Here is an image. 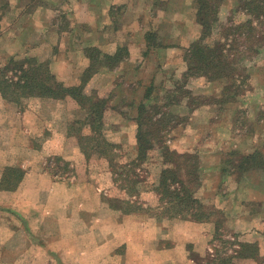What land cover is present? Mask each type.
I'll use <instances>...</instances> for the list:
<instances>
[{
  "label": "rangeland",
  "instance_id": "1",
  "mask_svg": "<svg viewBox=\"0 0 264 264\" xmlns=\"http://www.w3.org/2000/svg\"><path fill=\"white\" fill-rule=\"evenodd\" d=\"M214 1L219 0L211 2ZM162 2L158 0L153 6H144V29L152 24L153 17L156 18L157 14L164 16ZM44 3L45 0H0V33L14 30L12 27L15 22L11 19V14H17L20 8L43 12L41 8ZM193 4L196 5L194 0H179L176 7L179 8L176 10L178 24L167 25V31L164 33L169 34L171 29L172 35L163 37L166 43H178L179 46L187 48L188 40L195 33V29L191 27L193 19L189 14ZM242 4L238 0L222 2L218 6L217 19L211 23L210 34L206 36L209 44L219 39L221 44L223 43L224 52L229 50L228 61L233 67L226 76L216 72L209 75L212 77L208 80L202 75H197V71L182 75V70L187 64L183 60L185 50H180L177 60H174L173 54L171 59H165L162 67L157 66V57L153 54L154 59L149 62L147 58L151 56L146 58L143 79H147L145 85L139 86L141 92L135 85L119 86L118 91H115V87V90L111 89L114 93L108 89L95 91L91 90L89 85L85 86L86 96L94 92L105 98L107 103L112 98L113 109L125 116L105 119L104 133L118 145V148L112 151L113 166L97 149H90L89 155H84L85 160L65 161L51 156L38 160L35 158L37 155L34 156L27 147L31 146V141L35 146L40 145L45 132L41 137L33 138L19 129L28 124L31 129L39 130V124L33 117L27 118L29 121H26L24 111L35 105L33 101H29L30 98L44 97L40 95L41 89L38 87L23 90L12 83L13 95L10 94L11 91L7 95H2L0 91V188L7 192L15 189L24 174V165L27 170L44 171L53 179L72 185L75 190L73 197H76L78 205L82 204L85 214L82 218L84 227L85 222L94 215L89 209H95L97 206L99 209L95 211V217L110 220L109 226L118 221L127 223L125 230L129 236V255L125 256L123 253L126 247L123 245L115 249L114 259L94 263L88 259V255H84L87 260L82 261V264H145L144 261H139L138 251L136 253L135 250L142 247L150 249V244L157 241L158 234L168 240L164 239L159 243L163 246L170 245L169 240L172 242V238H194L196 245L186 246V253L192 257L195 264H264V41L258 46L254 45V48L257 47L255 50H249L252 41H247L248 48L240 55L237 46L243 45L246 40L238 38L234 41L237 37L234 34L223 36L222 28L232 22H243L249 18L257 20L241 8ZM56 9L53 7L52 10L55 13L51 20L52 25L69 29L71 17L62 10L55 11ZM254 25L257 23L254 22ZM257 27L261 34H264V22ZM8 36H5V39ZM154 37L157 43L161 41L155 35ZM9 40L8 37L5 41ZM54 53L41 47L35 50L33 57L0 58V69L8 66L0 72V77L3 75L4 79L8 78L12 82H24L23 71L27 70V75L43 82L41 80L45 75L47 77L51 73L49 64L55 57ZM92 55L100 57L95 51H92ZM11 62L12 64H9ZM154 71L156 83L148 82V76ZM85 79L84 76L83 80ZM123 80V77L116 78L115 83L121 85ZM106 83V80L103 81L104 87H107ZM148 86L151 88V100L146 111L155 124L144 123V129L147 127L148 131H151L157 128L158 132L154 137L147 135L153 149L143 155L138 151L135 139L136 124L133 118L136 111L128 104L133 99L142 97L145 93L142 91ZM123 87L127 88L126 92ZM123 93H129L132 99L118 101ZM46 108L49 109L48 118L52 120V106ZM67 109L71 107L68 105ZM72 116L70 113V121L65 122L68 133L74 134L78 127L82 134L88 133V127L83 122H72L80 116L77 113ZM86 139H82L84 146L95 144L92 139ZM246 154H251L250 158L242 159ZM10 163L13 165H7ZM124 166L126 168L123 170ZM164 168L172 171L166 174L170 190H183L180 184L172 182V175L184 183L187 181L186 191L183 192L191 194L199 201L200 206L188 202L187 209H179L188 210L189 213L193 211L197 220L189 218L186 213L181 216V212L176 211V208L169 209L173 203L168 201L164 189H159L162 187L159 181ZM123 172L127 173L124 184L119 178L124 177ZM29 183L27 182L28 186ZM9 195L0 194V264H73L74 261L62 259L65 246L59 250L60 246L56 244H45V247L28 245L27 233L32 227H27L22 218L17 220L13 217L16 214L11 210V207L20 209L19 206L23 202L18 196L13 199ZM54 195L49 197L43 193L36 204H42L55 212V207L67 203L68 197L59 191ZM240 198H244L243 205ZM70 204L72 205V202ZM25 206L28 207V204ZM239 209L248 213H241L242 216L253 214L257 219L256 226H250L248 222L246 225L233 227L234 220L239 217L235 212ZM209 220L213 224V230L210 229V233L206 235L209 229L195 222L203 223ZM187 221L194 222L195 226L187 225ZM69 228L70 224H65L60 229L56 222L49 221L44 223V228L34 227L32 230L41 239L58 240L59 229L66 233ZM67 235L63 236L64 240L68 238ZM246 243L256 246L257 261L239 255L240 249L243 251L241 244Z\"/></svg>",
  "mask_w": 264,
  "mask_h": 264
},
{
  "label": "crops",
  "instance_id": "2",
  "mask_svg": "<svg viewBox=\"0 0 264 264\" xmlns=\"http://www.w3.org/2000/svg\"><path fill=\"white\" fill-rule=\"evenodd\" d=\"M156 1L158 0H45L41 8L43 12L33 11V9L32 11H27L26 8L24 10L20 8L17 14H11V19L15 22L14 27H12L14 30L1 31L0 33V58H29L33 57L32 55L35 56V50L38 48L50 49L55 52V57L49 64L50 72L57 81L66 87H70L79 84L82 73L90 65V58L86 54L87 48H96L102 54L111 56H115L119 53V49L122 48L123 57L121 62L116 67L101 66L96 69L87 85H89L91 90L94 89L95 91L102 89L110 91L113 88L115 90V87L117 88L115 91H118L119 86L129 87L130 85H135L137 90L139 89L141 92L139 86L146 84L145 80L147 78L143 79V71L146 72L144 63L149 55L151 58H147L148 62L150 59H154L153 54L157 57L155 58L157 66L161 65L162 67L166 58L170 57L171 59V55L175 54L174 60H177L178 51H183L186 48L179 46L178 43H166L164 40V38L172 35L171 29L169 34L164 33L167 31V25L172 24L174 26L178 24L179 18L176 10L179 8L176 7L179 0H161L165 9L164 16L157 14L156 18L153 17L152 24L144 29L143 19L146 16V7L144 6H153ZM228 2L229 0H223V3ZM53 7L57 8L55 11L62 10L63 13H68L67 16L71 17V27L67 29L68 31L65 28H59L58 25H52L51 20L55 16V13L52 12ZM196 11L197 5L193 4L189 14L193 19L191 27L195 29V33L188 40L189 44L200 33V26L196 21ZM172 14L175 15L172 16ZM149 33L155 35L159 41L161 40L158 45L149 46L146 37ZM174 33L177 35L176 31ZM7 35L10 38L9 42L5 41L8 39V37L5 39ZM7 45L10 46L6 48ZM185 70L186 67L183 68L182 72ZM154 74L155 71L148 76L150 79L148 82L153 81L156 83ZM121 77L124 78L121 85L115 83V79ZM105 80L107 81V87H104L103 84ZM124 87V92H126L127 88ZM111 92L114 93L113 90ZM117 98L115 97V99ZM141 98L137 97V100ZM121 99L127 100L132 99V97L129 93H123V95L119 96L118 101ZM111 100L112 98L107 103L108 105L102 114L103 126L106 125V118L117 119L124 116L113 109V101ZM29 101H33L35 105L24 111L26 121L33 117L39 124V130L38 128L31 129L32 127L28 124H24L26 128L23 127L19 130L25 131V135L28 133L33 138L41 137L44 132L45 136L43 135L38 146L33 145V141H31V146H28L27 150L33 152L34 156L37 155L38 157L36 156L35 158L38 160H42L45 156L65 161L85 160L77 134L68 133L65 127V122L70 121L68 120L70 113L73 114L72 117L76 113L80 117L85 114L76 99L70 95H65L62 98L33 97ZM68 105L71 109L66 110ZM46 106H52L50 110L51 116L49 115L52 120L48 118L49 109ZM80 117L72 122L81 119ZM16 128L18 130V127ZM103 131L105 132L104 127ZM31 132L32 134H30ZM106 138L113 142L108 137ZM22 169L24 174L15 189L7 192L0 188V194H11L9 196L13 199L18 196L23 202L19 206L22 210L17 207H11V210L16 214L13 217L17 220L22 218L27 223L26 226H31L33 229L34 227L44 228V223L49 221L56 222L60 229H62L63 225L70 224V232L62 233V230L59 229L60 236L58 240L41 239L34 234L31 228V231L27 233L28 245L45 247V244H56L60 246L58 247L59 250L65 246L62 259L74 261L73 264H82V261L87 260V256L84 259V255H88V259L94 263L104 260L109 261L115 258V249L123 245L126 246L123 253L125 256L129 255V236L127 230H125L127 223L118 221L115 225L112 223L109 226L110 220L95 217L97 213L95 211H97V208L99 209L97 206L95 209H89V211H93L94 215L93 217L91 216L89 221L85 222L84 227L82 218L85 214H83L82 204L78 205L76 197H73L75 190L72 185L57 181L44 171L33 172V170L25 169L24 165ZM27 182H30L29 186ZM57 191L66 194L65 197H68L67 203L55 207L57 208L55 212L63 214L62 216L42 204H36L43 193L51 197L55 196L54 194ZM243 200L244 198H240L242 205ZM70 202H72V205ZM25 204H28V207ZM0 208H2L1 205ZM235 213L239 214V217L234 220L233 227L246 225L248 222L250 226H256L257 219H255L253 214L242 216L241 213H246L242 209ZM185 223L189 224V226L194 225L192 221ZM195 223L209 229L205 233L206 235L210 233V229L213 230V224L210 223V220L203 223ZM97 224L101 227L100 231H98ZM23 230L26 231L24 228ZM65 234H68V238L64 240L63 236ZM43 235L45 234L43 233ZM164 239L167 240L166 238H161L160 234H158L157 241H153L150 244V249L142 247L140 250H135L136 253L138 251L139 261H144L145 264H149L148 262L151 264H195L192 257L186 253V246L190 244L196 245L194 238L184 237L180 240L172 238V242L171 239L169 240L170 245H159ZM32 248L31 250H33ZM47 254L50 253L47 252Z\"/></svg>",
  "mask_w": 264,
  "mask_h": 264
},
{
  "label": "trees",
  "instance_id": "3",
  "mask_svg": "<svg viewBox=\"0 0 264 264\" xmlns=\"http://www.w3.org/2000/svg\"><path fill=\"white\" fill-rule=\"evenodd\" d=\"M197 5V11H196V21L200 26V33L196 39H194L188 47L185 49L184 54V61H186V70L182 73V75L190 74L193 71H197V75H202L206 77L208 80L211 79L213 73L219 72L220 75L226 76L228 72L230 73L233 65L231 62L228 61L230 53L229 50H226L224 52L223 43L221 44L219 39H216L212 44H209L208 41H206V36L210 34V27L211 23L217 19V12H218V6L222 4L223 0L214 1L212 0H194ZM240 4H242L241 8L248 11V13L254 17V19H257L256 21H253V19H246L243 22H232L230 24L224 25L223 28V36H228L231 34L237 35L236 38H234V41L236 39L240 38V40H246L243 45H238V51L239 54L242 55L244 50H246L248 47L246 45L252 41L251 49L249 50H255L257 47L254 48V45H259L260 43H263L264 41V34L259 31L258 25L260 26L264 22V0H239ZM255 15V16H254ZM254 22L257 23V25H254ZM237 33V34H235ZM147 41L149 46L153 45L156 46L159 43L155 41V37L152 33H149L147 36ZM249 41V42H247ZM238 42V41H237ZM241 48V49H240ZM119 53H117L115 56L102 54L99 50L96 48H88L86 50L87 56L90 58V65L85 71L82 73V76L80 78L81 83L78 85L66 87L61 82L57 81L52 73L49 74V76L46 77L40 82L39 80H35L33 77L27 75L28 71H23V77L24 82L22 81H15L12 82L8 78L4 79L3 75L0 77V91L2 95H7L8 92H10L11 95L14 94V91L11 90V84L14 83L16 86H19L21 89L26 90L27 88L30 90H33L35 88H40L41 92L40 95L44 97H52V98H62L65 95H70L73 98L76 99L79 107L84 111V117L82 120L75 121L76 123L86 125L88 127V133L82 134L81 129L78 127L74 133L77 134L80 148L85 156H88V151L90 149L92 150H98L100 151V154L105 157L107 160H109V163L111 166H113V154L112 151H115L116 148H118V145L116 143H113L109 141L105 133L103 131V111L107 107V101L105 98L100 97L96 95L94 92H91L93 94L86 96L87 94L84 93V88L87 85V82L91 78L92 73L98 69L101 66H108V67H116L122 60L123 57V49L120 48ZM231 50H234V46L231 47ZM237 50V49H235ZM92 51L97 52V54L100 55V57H94L92 55ZM9 64H12L9 63ZM8 66H4L2 70H6ZM227 72V73H226ZM210 73V74H209ZM84 76L86 77L85 80H83ZM82 79V80H81ZM22 82V83H21ZM40 85V86H39ZM147 90V91H146ZM151 88L148 86L143 92V96L140 100L133 99L128 105L131 108H134L136 111V115L134 116V122L136 124V144L138 146V151H140L141 154H146L148 150L153 149V144H149L148 136L154 137L157 135L158 129L153 128V130L148 131V128L146 127L144 129V125L147 124H155L152 120V117L148 114L146 111L147 105L149 101L151 100V94H150ZM125 101V100H124ZM125 117V116H123ZM145 123V124H144ZM92 139L95 144H92L90 146H87L83 144L82 139ZM251 154H246L242 159L250 158ZM169 161V163H174L171 160H165ZM167 164V163H166ZM168 165V164H167ZM126 168V166L123 167V170ZM172 172L168 168H164L162 170V173L160 175V181L159 184L162 186L159 189H164V191L167 193L168 201H170L172 206L171 208H176L178 212H181V216L184 215V213L189 215V218L193 220H197L194 217L193 211L189 213L188 210H182L184 207L187 209L188 202H190L193 205L200 206V203L197 199H195L191 194L186 191V182L184 183L182 180H178L173 175L171 178L172 182H177L180 184L181 189H183L181 192H178V190H170L168 187L169 184V178L166 175L167 173ZM124 173L123 176H119L120 179H122V184L126 182L127 179V173ZM123 175V174H122ZM118 179V180H120ZM13 181V180H12ZM11 181V182H12ZM10 182V183H11ZM159 187V186H158ZM162 189V190H163ZM170 192H169V191ZM183 192V193H182ZM174 193V194H173ZM176 203V204H175ZM179 207H182V209ZM186 217V216H184ZM243 251H239V255L242 256V258H249L258 260L257 256V248L253 244L246 243L241 244ZM249 252H247V251Z\"/></svg>",
  "mask_w": 264,
  "mask_h": 264
}]
</instances>
